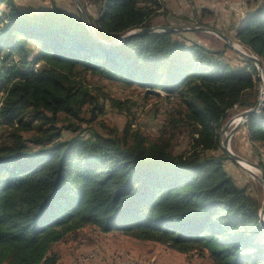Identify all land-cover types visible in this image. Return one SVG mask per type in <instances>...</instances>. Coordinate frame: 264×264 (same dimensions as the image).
<instances>
[{
    "label": "trees",
    "instance_id": "16d2710c",
    "mask_svg": "<svg viewBox=\"0 0 264 264\" xmlns=\"http://www.w3.org/2000/svg\"><path fill=\"white\" fill-rule=\"evenodd\" d=\"M89 1L97 13L87 12L89 19L108 42L166 16L162 0ZM167 17L162 26L179 19ZM235 38L264 65V0ZM228 50L188 40L183 31L108 46L80 15L57 5L30 15L0 0V264H60L54 245L89 225L208 253L214 264H264L261 205L229 175L225 150L207 155L221 148L230 110L258 102L256 63L237 56L232 64ZM105 80L165 92L173 106L163 133L151 138L133 130L132 120L122 135L83 128L79 121L92 123L108 108L133 115L137 102L114 97ZM245 125L264 145V109ZM184 127L192 129L193 152L175 154Z\"/></svg>",
    "mask_w": 264,
    "mask_h": 264
},
{
    "label": "rangeland",
    "instance_id": "374dc122",
    "mask_svg": "<svg viewBox=\"0 0 264 264\" xmlns=\"http://www.w3.org/2000/svg\"><path fill=\"white\" fill-rule=\"evenodd\" d=\"M80 1L84 8L86 5L85 10L96 18V8L93 4L89 0ZM175 1L162 0L165 6L162 11L166 12V16L158 17L154 21L155 26L165 24L167 16L169 20L179 18V21L174 19L172 26L180 27H191V25L186 23L184 17H189L193 20L201 19L206 23L205 27L223 32L228 37L234 39L237 43L235 45L239 46L241 51L253 55L248 48L236 40L235 33L237 28L229 32L221 28V25L227 19L226 12L223 9L233 10L236 13L235 24H239L240 20L246 17L247 12L256 7L257 3L261 0H193L191 5L183 7H180L179 2ZM14 2L23 12L30 15L46 11L54 5H57L69 14L77 17L80 15L74 0H14ZM209 4L211 5V9L207 7L210 6ZM2 8L5 10L6 5H3ZM183 32L188 40H196L211 49L222 50L226 46H229L223 38L212 31L184 30ZM230 48L232 50H228L227 54L230 56L232 64H239L240 56L246 58L240 52L234 50L232 47ZM258 78L260 79V91L262 77L260 78L258 74ZM104 84H106L104 89L108 90L114 97L122 101L132 99V101L137 102V105H134L131 111L133 115H129L127 112H120L114 108H108L105 115L97 117L92 123L86 120L79 121L83 128L88 129L92 125L94 129L102 134L106 135L115 132L118 135H122L126 124L129 120H132L134 122L132 125L133 130H140L151 138H158L163 133L162 129H164L167 123L173 106L171 104L173 100L166 98L165 92L160 90L162 95L159 97L148 93L147 89L141 87L132 89L119 82H111L109 80H105ZM244 111L243 108L238 106L230 110L229 115L223 121V127L219 130L221 143L226 138V134L222 135L224 126L232 122L235 117L241 116ZM261 113L258 116H261ZM84 116L87 118L92 117L89 110L85 111ZM245 122L241 123L240 127L231 136L229 148L234 154L244 160L260 165L264 170V145L251 140ZM232 125L233 123L230 125L229 131L235 127V125ZM3 131L4 129H0V133ZM191 132L192 129L187 127H184L183 131L177 132L176 138L173 141V152L175 154H190L193 152L194 142ZM71 134L72 132L65 131L64 137ZM223 151L224 149L221 144L219 150L207 151V155L221 156ZM224 164L236 185L257 200L262 209L264 203V185L231 158L226 159ZM255 170L258 176L262 175V170L258 168H255ZM53 250L60 256V264H214L208 253L194 250L185 254L159 242L133 238L119 230L102 232L95 225H89L75 234H70L65 240L55 244Z\"/></svg>",
    "mask_w": 264,
    "mask_h": 264
},
{
    "label": "water",
    "instance_id": "95a60500",
    "mask_svg": "<svg viewBox=\"0 0 264 264\" xmlns=\"http://www.w3.org/2000/svg\"><path fill=\"white\" fill-rule=\"evenodd\" d=\"M74 1H75V4H76L79 12H80L81 18L86 23V25H87L88 29L90 30V32L94 35V37L97 40L105 43L108 46L114 45V44H121L122 42L126 41L127 39H130L131 37H133V36H135L137 34H142V33H146V32H161V31L172 32V31H184V30H190V31H212V32L216 33L217 35H219L221 38H223L227 42V44L230 47H232L234 50L240 52L246 58H248L250 60H253L256 63L257 68L259 70L260 78L262 77V82H261V88H260V91H259L258 102L253 108L245 110L241 114L240 122L238 124H236L235 127L231 131H229V129H230V125L233 123V121L228 123V124H226L224 126L222 135L226 134V138L222 141L221 144H222V147L225 150V152L229 155V157L233 161L237 162L239 165L242 166V164L240 163V161L242 160V161L246 162L247 164L253 166L254 168H258V169L262 170V175L258 176L254 172H252V171L248 170L247 168H245L244 166H242L245 170H247L250 174H252L256 179H258L264 185V170H263V168L260 165L254 164V163L249 162L247 160H244L240 156H238V155L234 154L233 152H231V150L229 148V140H230L231 136L236 132V130L240 127L241 123H243L244 121L248 120L249 117L252 116V115H256L257 117L260 118V116H258V115L264 109V96H262L263 89H264V65H263V62H262L261 59H259L255 55L247 54V53L241 51L239 48H237L235 46V44H237V43L234 41V39L228 37L223 32H220V31H218L216 29H212L210 27H205V26H191V27H188V26H186V27L181 26L180 27V26H172V25H170V26H152V27H148V28H142V29L133 30V31H131V32H129V33L117 38L114 41L108 42L106 40H103L98 35V33L96 32L94 26L92 25V23H91V21L89 19L88 13L85 10V8L83 7L81 1L80 0H74ZM260 225L264 227V203H263L262 209L260 211Z\"/></svg>",
    "mask_w": 264,
    "mask_h": 264
},
{
    "label": "crops",
    "instance_id": "0c3cea01",
    "mask_svg": "<svg viewBox=\"0 0 264 264\" xmlns=\"http://www.w3.org/2000/svg\"><path fill=\"white\" fill-rule=\"evenodd\" d=\"M211 4V3H210ZM209 4V5H210ZM235 5V4H234ZM208 8H210L211 9V5L210 6H207ZM220 7V6H219ZM221 9H223V8H221ZM223 11H225L226 12V22L224 23V24H222L221 25V28L223 29V30H226V32H229V31H232V30H234L235 28H239L240 26H241V22H242V20H240V22H239V24H235L236 22V20H234L235 19V17H236V13L233 11V10H228V9H223Z\"/></svg>",
    "mask_w": 264,
    "mask_h": 264
},
{
    "label": "bare ground",
    "instance_id": "6f19581e",
    "mask_svg": "<svg viewBox=\"0 0 264 264\" xmlns=\"http://www.w3.org/2000/svg\"><path fill=\"white\" fill-rule=\"evenodd\" d=\"M237 48H240L239 46H237V45H235ZM262 96H264V89H263V94H262ZM240 120H241V117L240 116H238V117H235L234 118V120H233V125H236V124H238L239 122H240ZM232 125V126H233ZM240 163L242 164V166H244L245 168H247L248 170H250V171H252V172H254L255 174H256V170H255V168L253 167V166H251V165H249V164H247L246 162H244V161H240Z\"/></svg>",
    "mask_w": 264,
    "mask_h": 264
},
{
    "label": "built area",
    "instance_id": "2783aa9c",
    "mask_svg": "<svg viewBox=\"0 0 264 264\" xmlns=\"http://www.w3.org/2000/svg\"><path fill=\"white\" fill-rule=\"evenodd\" d=\"M183 4H189L191 2V0H177Z\"/></svg>",
    "mask_w": 264,
    "mask_h": 264
}]
</instances>
